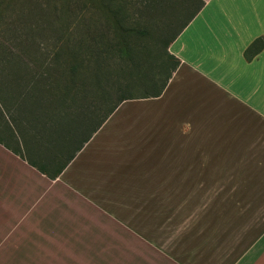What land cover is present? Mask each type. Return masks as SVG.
<instances>
[{"label":"crops","instance_id":"1","mask_svg":"<svg viewBox=\"0 0 264 264\" xmlns=\"http://www.w3.org/2000/svg\"><path fill=\"white\" fill-rule=\"evenodd\" d=\"M143 10L178 64L81 146L0 98V264H264V0Z\"/></svg>","mask_w":264,"mask_h":264},{"label":"rangeland","instance_id":"2","mask_svg":"<svg viewBox=\"0 0 264 264\" xmlns=\"http://www.w3.org/2000/svg\"><path fill=\"white\" fill-rule=\"evenodd\" d=\"M144 2L0 0V98L13 125L31 120L43 139L66 135L76 146L120 88L134 96L159 89L173 66L164 53L171 38L152 35L155 21ZM81 18L88 28L76 25ZM84 33L90 39L79 41ZM119 35L134 46L132 58L118 60L108 46ZM86 54L89 61L81 62Z\"/></svg>","mask_w":264,"mask_h":264},{"label":"trees","instance_id":"3","mask_svg":"<svg viewBox=\"0 0 264 264\" xmlns=\"http://www.w3.org/2000/svg\"><path fill=\"white\" fill-rule=\"evenodd\" d=\"M75 23H76V25L77 26H82V27H85V28H88V26H89V24H88V22L85 20V19H83V18H81V19H79L78 21L76 20L75 21ZM85 34V33H84ZM104 34L103 33H101V34H99V40L100 41H104ZM88 36L85 34V35H80V37H79V41H83V40H86V41H88ZM90 39V38H89ZM107 43H108V46H112V47H114L115 48V50L114 51H112V53L116 56V57H118V60L119 59H123V60H126V56H128L129 58H132L134 55H135V53H136V50H135V48H134V46H132L131 45V42L130 41H128V40H125L123 37H122V35H119V36H115V37H112L110 40H108L107 41ZM166 47H167V43H165V49H164V53L166 54V56H167V58H170L172 61H173V66L171 67V69H170V71L166 74V76H165V78H164V81L162 82V84H161V86H160V88L159 89H157L156 91H153V92H150V93H144V95H142V96H134V95H132V93L131 92H123L122 90H121V88L119 89L120 91H119V94L115 97V99H114V101H113V103H112V105L106 110V112L99 118V120H98V122L94 125V126H92L88 131V133L85 135V136H83V137H81V138H79L78 139V142H77V146L79 147V146H81L89 137H90V135L102 124V122L104 121V119L117 107V105L121 102V101H123V100H125V99H134V98H140V97H148V96H157V95H159L160 93H161V91L163 90V88L165 87V85H166V83H167V81H168V79L170 78V76H171V73H172V71L175 69V67L177 66V64H178V60H177V58L174 56V55H172V54H170L167 50H166ZM100 51V50H99ZM107 53H108V51H107ZM138 53V52H137ZM89 61L88 60V57H87V54L85 55V58L83 57V58H81V62L82 61ZM98 60L99 61H104V59H100V58H98ZM74 72V70L72 69V72L71 73H73ZM73 78L74 77H72L71 76V79L73 80ZM45 124H47V123H45ZM49 124V123H48ZM50 124L51 125H53V126H55L56 124L52 121V120H50ZM59 126V125H58ZM44 129H46V130H51V129H55L54 127H52V126H50V127H47V125H44ZM52 132V131H51ZM54 132V131H53ZM57 134V133H56ZM62 140L64 141H67V142H69V141H72V142H74L75 143V141H73V140H71V138H69V136L67 137L66 135H64V137H62Z\"/></svg>","mask_w":264,"mask_h":264}]
</instances>
